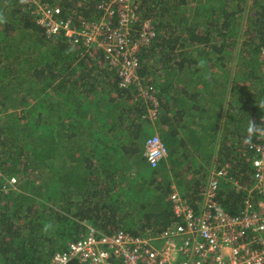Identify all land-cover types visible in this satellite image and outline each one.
I'll list each match as a JSON object with an SVG mask.
<instances>
[{
	"label": "trees",
	"instance_id": "16d2710c",
	"mask_svg": "<svg viewBox=\"0 0 264 264\" xmlns=\"http://www.w3.org/2000/svg\"><path fill=\"white\" fill-rule=\"evenodd\" d=\"M42 1L74 30L101 25L97 43L121 29L118 0ZM132 2L140 44L125 86L102 48L50 34L28 0H0V173L17 180L0 194V264H49L92 230L159 234L175 223L170 194L199 213L223 168V211L264 198L252 190L260 139L243 143L249 118L264 126V0ZM154 135L167 156L152 168Z\"/></svg>",
	"mask_w": 264,
	"mask_h": 264
},
{
	"label": "built area",
	"instance_id": "2783aa9c",
	"mask_svg": "<svg viewBox=\"0 0 264 264\" xmlns=\"http://www.w3.org/2000/svg\"><path fill=\"white\" fill-rule=\"evenodd\" d=\"M118 1L122 6L119 11L121 29L114 28L107 40L97 43L96 35L101 34V25L82 22L79 30H74L69 22L55 20L61 9L48 7L42 0H28L40 14L39 23L45 25L50 34H64L73 42L81 40L87 47L94 44L92 47L102 48L110 64L118 68L121 84L126 86L137 80L136 53L140 43L130 38V23L136 20L132 0ZM259 139L261 141L253 147L257 158L252 162V190L264 193V137ZM166 156V147L158 136L147 140L144 157L152 168ZM225 175L223 168L211 179L199 213L181 193L173 191L169 202L175 223L163 232L140 237L123 231L97 235L92 230L86 238L68 243L66 250L56 253L49 264H67L73 259L87 264H264V198L256 203L249 200L245 210L235 216L229 215L215 199L217 179ZM0 178H4L0 182V194L15 189V178L1 173Z\"/></svg>",
	"mask_w": 264,
	"mask_h": 264
},
{
	"label": "clouds",
	"instance_id": "9594fccd",
	"mask_svg": "<svg viewBox=\"0 0 264 264\" xmlns=\"http://www.w3.org/2000/svg\"><path fill=\"white\" fill-rule=\"evenodd\" d=\"M20 3H26V0H20ZM4 22V18L0 16V23ZM264 107V104L261 105ZM264 137V126L258 125L257 121L249 118L247 121V126L245 128V136L243 143L248 146H252L254 138ZM50 225L44 227V231H47Z\"/></svg>",
	"mask_w": 264,
	"mask_h": 264
}]
</instances>
